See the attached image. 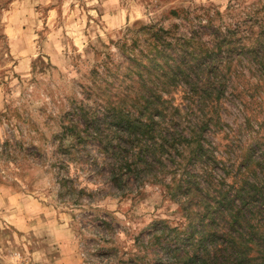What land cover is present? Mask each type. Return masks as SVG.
<instances>
[{"label":"rangeland","instance_id":"rangeland-1","mask_svg":"<svg viewBox=\"0 0 264 264\" xmlns=\"http://www.w3.org/2000/svg\"><path fill=\"white\" fill-rule=\"evenodd\" d=\"M182 10L202 24L209 16L234 32L232 49L242 47L217 65L212 102L188 98L187 84L166 85L146 57L150 31L175 24L186 35ZM262 21L264 0H0V264H187L203 247H221L224 231L249 257L244 264H264L256 190L264 187V58L254 63L247 52ZM198 38L212 43L210 33ZM81 101L87 109L143 103L144 117L186 141L140 184L129 176L118 190L96 141L60 139ZM238 192L247 206L238 207ZM234 208L236 231L220 216ZM208 227L214 240L204 237Z\"/></svg>","mask_w":264,"mask_h":264},{"label":"trees","instance_id":"trees-1","mask_svg":"<svg viewBox=\"0 0 264 264\" xmlns=\"http://www.w3.org/2000/svg\"><path fill=\"white\" fill-rule=\"evenodd\" d=\"M171 12L176 16L179 15L177 11ZM182 12L188 24L186 35L184 33H173V29L177 27L175 24L170 29L157 28L150 31L145 48L148 51L154 50V52L150 56L146 55V57L156 66L160 65L162 67L161 75L165 77L166 85L171 86L175 82L187 84L189 92L187 91L186 96L188 98L194 94L199 97L197 101L200 103L212 102L213 99H217L220 91L218 88L220 81L217 80L220 73L217 65L230 59L232 53L240 54L242 47L237 48L239 51L232 49L236 47L230 41L234 32L228 33L229 29H227L224 33L220 31V27H213L214 25L210 22L211 18L209 16H205L206 23L202 24L200 22L201 18L195 22L193 19H189L185 10H182ZM258 23L260 24V22ZM258 27V32H250L247 35V39L252 40L254 43L251 48L247 49L254 63H260L264 58V21ZM147 29L149 30V27ZM202 29L203 32L198 33ZM202 33L212 35L210 46H207L205 42L198 38ZM143 53L145 51L139 49L138 54L141 56ZM157 55L162 58V63L154 61ZM133 59L138 61L136 58ZM141 80L142 84H146L144 78ZM147 96L156 97L154 93ZM147 96L142 97L144 105L148 103ZM141 106H143V103ZM141 106L130 105L127 107L123 102L106 101L103 103L95 101L97 109H87L81 101L74 105V110L70 113L73 116L72 120L69 117L65 125L62 126L60 139L67 137L74 146L81 145L87 140L96 141L101 152L112 160L108 163V182L118 190L123 191V188L127 185L126 178L133 176L136 184H140L144 176L152 175L150 170L154 167V164H161V156L165 155L170 160L173 157L172 155L176 153L177 146L186 141V138L180 132L169 129L164 130V128L159 127V122L154 120L152 113L147 112V117H144L145 114L140 109ZM152 110L156 111V107ZM76 119L82 120V127L78 125ZM193 134L194 131H192ZM58 146L62 147V140L59 141ZM186 182L188 184L192 183L189 180ZM256 190L263 197L262 211L264 212V187ZM237 194L240 199L238 207L247 206V200L244 199L243 195L239 192ZM253 200V198H250L248 202H253ZM239 210L240 208H234V212H230L231 218L220 214L227 227L234 231H236V227L242 224L241 218H239ZM204 232V237L207 235L213 240L216 237L215 231L211 230V227L204 229ZM237 232L241 236V233ZM221 236L226 242L221 244V247L219 245H216L218 247L212 246L214 248L213 254H208L209 250L203 247L197 256L198 258L189 256L190 258H187V261L184 262L187 264H218L216 259L211 258L217 253V255L222 256L219 264L246 263L245 261L249 257H246L243 250L235 253L237 242L233 234L224 231ZM261 239L264 240V237ZM199 240L197 239L198 242ZM256 244V242L253 243L255 246ZM243 247L246 248V246Z\"/></svg>","mask_w":264,"mask_h":264}]
</instances>
